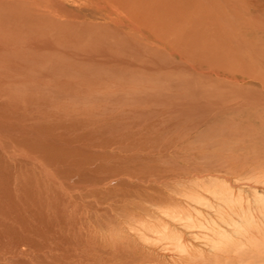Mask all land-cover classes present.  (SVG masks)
Returning <instances> with one entry per match:
<instances>
[{"label":"rangeland","instance_id":"obj_1","mask_svg":"<svg viewBox=\"0 0 264 264\" xmlns=\"http://www.w3.org/2000/svg\"><path fill=\"white\" fill-rule=\"evenodd\" d=\"M0 8V264L263 262L264 0Z\"/></svg>","mask_w":264,"mask_h":264},{"label":"bare ground","instance_id":"obj_2","mask_svg":"<svg viewBox=\"0 0 264 264\" xmlns=\"http://www.w3.org/2000/svg\"><path fill=\"white\" fill-rule=\"evenodd\" d=\"M5 12L6 11H3V9L2 8H0V25H1V27L2 28H4V29H6L7 27H8V24H7V22L5 21V19L7 20V21H9L10 19H9V17H6V16H4L5 15ZM16 26L17 27H21L20 26V24H19V20H17L16 21ZM22 28V27H21ZM8 29H10V28H8ZM19 39L21 40V42H22V38L21 37H19ZM21 47L22 46H20V45H17V48L15 47L14 49H17L15 52H14V54H16L15 55V58L16 59H18V62H19V66H21L22 65V59H23V52H22V50H21ZM4 52L5 51H3V53H2V55L0 56V71L2 70V69H4V68H6L7 66H9V65H6L5 63V58H7V56H12L13 54H11V55H7L6 57H5V54H4ZM6 53V52H5ZM1 63H3V65L1 64ZM3 72V71H2ZM2 72L0 73V84H1V82L3 81V76H2ZM6 78V77H5ZM22 196V195H21ZM30 196H27L26 194H24L22 197H21V199H22V202H20L19 201V203H20V205L18 206L17 204H13V201L17 198V196H14V198H13V195L12 194H10L8 191L7 192H4V193H2V194H0V209H8V208H10L11 209V211H17V210H21V209H19L21 206H23L25 203H23V201H25V199L26 198H29ZM6 201H8L7 203H6V205H4V203L6 202ZM200 202V201H199ZM13 205V206H12ZM24 207V206H23ZM52 207V206H51ZM33 209V208H32ZM59 209V208H58ZM64 209V208H63ZM39 210V209H38ZM60 210H62V209H60ZM34 211V210H33ZM53 211V210H52ZM22 213L20 214V216L18 217V223H19V227H21V228H19V231H20V233H21V231L23 230V232H25L26 234H28V235H26L25 233V235L26 236H28V237H30L31 238V236L30 235H32L31 234V232H33L35 235H37V234H39L38 236H40V235H42L44 232H40V231H42L41 230V228H39L40 229V231L35 227V226H25V220H24V215H25V211H21ZM4 213V212H3ZM8 213V212H7ZM7 213H4V214H7ZM8 216L9 215H7V218H8ZM40 216H42V215H40ZM39 215H38V217H40ZM46 216V215H45ZM11 218V217H10ZM2 219V218H1ZM13 219V218H12ZM27 220H29V219H27ZM10 221V220H9ZM32 223H33V221H32ZM68 224V223H67ZM4 225V224H3ZM44 225V224H43ZM8 226V225H7ZM7 226L5 225L4 226V230H6V228H7ZM49 226V225H48ZM52 226V225H51ZM43 228V227H42ZM48 228V227H47ZM8 230H6L7 232L9 231L10 232V230H14L15 228H12V227H9L8 226V228H7ZM49 229V228H48ZM80 229V228H79ZM1 231V230H0ZM39 231V232H38ZM43 231H44V229H43ZM45 231H47V230H45ZM52 231V230H51ZM47 233V232H46ZM19 234V233H18ZM45 234V233H44ZM253 234V233H252ZM71 235H73V234H71ZM251 235V234H250ZM25 236V237H26ZM74 236V235H73ZM44 236H42V237H40V238H43ZM250 237V236H249ZM248 237V238H249ZM45 238V237H44ZM252 238V237H251ZM254 238V237H253ZM18 239V238H17ZM27 239V238H26ZM34 239V238H33ZM250 239V238H249ZM249 239H248V242H250L249 241ZM14 240V239H13ZM34 241H35V239H34ZM33 241V242H34ZM32 242V243H33ZM242 242V241H241ZM251 243V245H250V247L249 248H251L248 252H250L251 253V255H252V257L253 258H256V259H260V260H263V262L262 261H260L262 264H264V240L263 241H261V243L259 242H255V240L254 241H252V242H250ZM10 244H12L11 242H10ZM24 244V243H23ZM28 244V243H27ZM22 246V245H21ZM218 246V245H217ZM28 247L29 248H33L34 249V252H33V250L31 251V252H33V253H35V252H39V250L37 249H35L34 248V246H33V244H31V245H29L28 244ZM214 247V246H213ZM219 249H221V248H219ZM54 250H56V247H48V256L46 257L47 259L48 258H50V260L52 259L53 261H55V262H57L58 264H61L62 262H59V259H60V256H58V255H55V254H50L51 253V251H54ZM41 251V250H40ZM217 251V250H216ZM219 251V250H218ZM239 252V251H238ZM242 254L244 255V256H248L247 255V251H245V252H242ZM249 254V253H248ZM239 257V256H238ZM213 258V257H212ZM242 258V257H241ZM249 257H247V259H248ZM66 258L64 257L62 260H65ZM240 259V258H239ZM256 259H253V261L254 262H256L257 260ZM51 260V261H52ZM58 260V261H57ZM61 260V259H60ZM67 260V259H66ZM249 260V259H248ZM248 260H246V258H245V261L247 262ZM250 260H252V258H250ZM256 260V261H255ZM41 261H42V259H41ZM68 261V260H67ZM216 263V262H215ZM249 263H252V261L250 262L249 261ZM256 263H258V262H256ZM260 263V264H261ZM64 264H69V263H64ZM78 264H86V259H84L83 261H80ZM259 264V263H258Z\"/></svg>","mask_w":264,"mask_h":264}]
</instances>
